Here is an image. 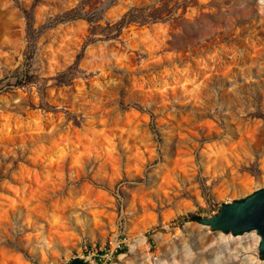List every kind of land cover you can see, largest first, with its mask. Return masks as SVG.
<instances>
[{
  "label": "rangeland",
  "instance_id": "obj_1",
  "mask_svg": "<svg viewBox=\"0 0 264 264\" xmlns=\"http://www.w3.org/2000/svg\"><path fill=\"white\" fill-rule=\"evenodd\" d=\"M119 1L0 17V264H264L196 220L264 186V0Z\"/></svg>",
  "mask_w": 264,
  "mask_h": 264
},
{
  "label": "water",
  "instance_id": "obj_2",
  "mask_svg": "<svg viewBox=\"0 0 264 264\" xmlns=\"http://www.w3.org/2000/svg\"><path fill=\"white\" fill-rule=\"evenodd\" d=\"M197 222L212 230L241 234L255 230L259 237V255L264 257V186L245 197L222 203L219 211L210 217H197ZM87 259L72 258L67 264H88Z\"/></svg>",
  "mask_w": 264,
  "mask_h": 264
},
{
  "label": "bare ground",
  "instance_id": "obj_3",
  "mask_svg": "<svg viewBox=\"0 0 264 264\" xmlns=\"http://www.w3.org/2000/svg\"><path fill=\"white\" fill-rule=\"evenodd\" d=\"M20 1V3L21 4H23V5H28L29 4V1L30 0H19ZM48 1V0H47ZM147 1H150V0H120L119 2H118V4L117 5H115V6H113L114 8H112V9H110L108 12H107V18H110V19H114V18H117L124 10H126L128 7H130V6H132V5H137V4H142V3H144V2H147ZM152 1V0H151ZM51 3L54 5V6H56V8L57 9H55V10H62L65 6H66V4H68V2H67V0L65 1V0H61V1H59V2H57V1H55V0H51ZM52 5V6H53ZM55 10H52L51 11V13H53V11H55ZM5 15H8L7 16V18L4 20V22H3V24H2V27H3V32H5L6 31V29L8 28V27H10V25L12 24V23H16L18 26H21V19L19 18V13H18V11L16 10V8L13 6V5H11V3L9 2V0H0V17H2V16H5ZM36 16H37V21L38 22H40L42 19H41V16H40V12L39 11H37L36 12ZM6 17V16H5ZM9 21H10V23H9ZM75 25L76 26H79V27H83L84 26V23H83V21L82 20H77L76 22H75ZM151 30H153L154 31V33H156V34H161V33H164V31H165V27H164V25H161V24H154V25H152L151 26ZM148 32H149V29H146V30H138V31H134V32H132V34H131V36H133V37H136V36H138V37H140V36H142L143 37V35L145 36V35H148ZM72 41H73V39H72ZM4 42V40H2L1 41V43H3ZM76 42V41H75ZM75 44V43H74ZM65 45V44H64ZM96 45L98 46V47H100V46H103V45H106V43H96ZM140 47H142V48H140V49H143L144 47L141 45ZM18 46H17V44L16 45H14L13 47H12V49H13V51L14 52H18ZM60 48V47H59ZM63 48V47H62ZM145 49V48H144ZM151 52V51H150ZM52 54V53H51ZM60 54V53H59ZM53 56H54V54H52ZM62 55V54H61ZM5 59V60H4ZM3 60H4V64L6 65V66H10V64H9V58L8 57H5ZM11 60V59H10ZM54 61V60H53ZM84 62V61H83ZM87 64V63H86ZM86 66V65H85ZM252 184V181L251 180H249V182L247 181V183L246 184H244L243 186H242V190H247V189H249V187H250V185ZM184 206V205H183ZM188 207L187 206H185V207H183L182 209H187ZM178 211H180V210H178ZM153 222V219H151V220H149L147 223H145L144 225H142V226H140V227H137L135 230H133V232L132 233H135V235H138V236H140V234H141V231L148 225V224H150V223H152ZM221 234H222V232H220ZM224 235V234H223ZM228 236H230V234H228ZM259 246V237H257V239H255L254 241H252V242H250V243H247L244 247H243V249L242 250H244V251H253V252H257L258 251V247ZM237 253L236 252H234V254H233V258H236L237 257ZM250 259H253V260H257L258 258H256V257H252V258H250ZM252 262V261H251Z\"/></svg>",
  "mask_w": 264,
  "mask_h": 264
},
{
  "label": "built area",
  "instance_id": "obj_4",
  "mask_svg": "<svg viewBox=\"0 0 264 264\" xmlns=\"http://www.w3.org/2000/svg\"><path fill=\"white\" fill-rule=\"evenodd\" d=\"M113 248V250L114 251H118V248H120V246H119V244L117 243L116 245H114V246H112Z\"/></svg>",
  "mask_w": 264,
  "mask_h": 264
},
{
  "label": "trees",
  "instance_id": "obj_5",
  "mask_svg": "<svg viewBox=\"0 0 264 264\" xmlns=\"http://www.w3.org/2000/svg\"><path fill=\"white\" fill-rule=\"evenodd\" d=\"M191 218H195V216L192 215Z\"/></svg>",
  "mask_w": 264,
  "mask_h": 264
}]
</instances>
